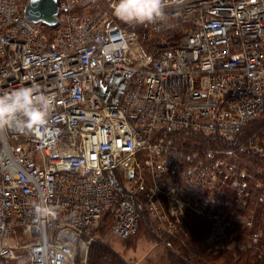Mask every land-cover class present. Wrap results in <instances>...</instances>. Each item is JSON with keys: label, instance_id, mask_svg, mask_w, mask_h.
<instances>
[{"label": "built area", "instance_id": "built-area-1", "mask_svg": "<svg viewBox=\"0 0 264 264\" xmlns=\"http://www.w3.org/2000/svg\"><path fill=\"white\" fill-rule=\"evenodd\" d=\"M26 1L0 0V95L35 88L55 104L42 125L0 128V264H14L24 235L27 264L85 262L105 214L110 234L128 239L141 207L160 237L210 214L214 251L256 246L262 171L250 174L233 148L196 156L168 132L233 143L264 118V0L169 4L143 24L179 37L154 56L118 23L114 0H58L51 37L22 15ZM251 137L264 160V123Z\"/></svg>", "mask_w": 264, "mask_h": 264}, {"label": "trees", "instance_id": "trees-1", "mask_svg": "<svg viewBox=\"0 0 264 264\" xmlns=\"http://www.w3.org/2000/svg\"><path fill=\"white\" fill-rule=\"evenodd\" d=\"M45 27L48 32H50L49 30L52 31L54 29L53 27L56 26L48 27V25H45ZM178 39L179 37L175 33L169 32V30H167L162 36H160V39L157 40H152L147 36H143V51L144 53L154 56L163 48H166L169 44ZM263 123L264 118L251 121L246 127H244L241 135L244 133V130L251 129V131H254ZM168 135L173 137L177 143L183 144L189 148L224 146L235 149L249 160L253 159L254 154H252L248 149L241 150V147L235 143L236 141L233 143H226L218 138L191 131H173L168 132ZM242 138L238 139L239 142ZM261 207H264V205L258 202L256 205V216L261 227L260 242L256 244V246L248 248L244 251L237 250L235 252L227 249H220L216 254H210L207 253L205 249L203 251L199 243L203 239L204 234L207 229H209L211 223L208 224V219L203 216H194V214H190L191 216L187 215L182 228L178 232L173 235L165 236L166 246H168L166 253L169 259V264H264V208L262 209ZM140 213V228L135 235L140 234V231L142 230L141 232H143L144 230V232L150 234V238L159 239L160 236L155 233L152 228V221L150 217L142 207L140 209ZM104 216L110 217L109 214H105ZM111 220H109V224L110 222L112 223ZM117 253L118 252L109 247L108 244L103 243L102 239H100L91 245L87 257V264H125L124 260L121 259ZM190 253L199 254L197 257L193 258Z\"/></svg>", "mask_w": 264, "mask_h": 264}, {"label": "rangeland", "instance_id": "rangeland-1", "mask_svg": "<svg viewBox=\"0 0 264 264\" xmlns=\"http://www.w3.org/2000/svg\"><path fill=\"white\" fill-rule=\"evenodd\" d=\"M86 9L94 10V9H97V6L91 3L90 5L86 6ZM117 21L121 26H125L129 28L137 34L138 44L140 48H144L142 44L143 36H147L148 38L152 40L160 39V36H162L159 33L151 32L149 27L147 26L135 25V24L130 25V24H126L122 22L121 20H117ZM49 31L50 32H48V36L51 37L54 33L51 30ZM144 54H147V53H144ZM150 55L151 54H148V56ZM259 126L255 130H257ZM254 131H251V129L244 130V133L239 137V138H242V137L244 138L240 139V142L239 140H236L235 143H237L238 146L241 147V150L247 149L248 145L250 144L251 138H252L251 135L253 134ZM209 147L210 146H208L207 148ZM197 148H198V152L196 156H200L202 152L204 151L203 149L206 147H197ZM239 156H241L240 157L241 161L239 162L241 166H245L250 171V174L253 175L254 173L255 177L260 176V171H262V178L264 180V175H263L264 174L263 173L264 172V160L263 159L258 158V156L256 155H253L252 160L247 159L243 154H240ZM240 169H244V168L240 167ZM260 191H261L260 186H257L254 184L252 188V192H254V194H257L259 192V195H260ZM261 208L263 209L264 207H261ZM192 214L194 213H191V215ZM195 215H198V214H195ZM200 216L201 217L203 216L206 219H208V222H209L208 224L211 223L209 229H207V231L204 234L203 239L199 243L203 251L205 249L207 253L216 254L220 249H226L224 247H220V248H216V250L214 251L213 250L214 247H209V245L212 246V244H214L212 241H209L208 239L209 234H211L213 227H214V218L211 217L212 215L210 214L209 215L204 214ZM109 220H111L110 217L104 216L101 223L97 227L95 231V234L97 236V241L102 239L103 243L108 244L109 247L113 248L116 252H118L117 254L120 256L121 259L124 260L125 264H169V259L166 253L167 247H168L166 246V237H165L166 235L160 237L159 239H153L152 237L151 238L149 237L150 234H148L147 232H144V230L143 232H141L142 231L141 230L140 234L134 235L133 237H130L128 239H120L110 234L109 225L111 224V222L109 224ZM226 226H227V223H222L221 227L219 228H221V230L224 229V232H226L225 230ZM170 235H173V234H170ZM27 240L28 239L25 235L21 237H17V239L15 238L14 242L17 244L18 259L15 260L14 264H27L26 260L28 258V252L26 248L23 246ZM225 245L228 248L227 250H231L233 252L237 251V248L230 249L227 246V243H225ZM198 254L199 253L197 254L190 253V255L193 256V258L197 257ZM72 262L73 263L71 264H87V260L83 262L82 260H80V258L77 257V255L73 256Z\"/></svg>", "mask_w": 264, "mask_h": 264}, {"label": "clouds", "instance_id": "clouds-1", "mask_svg": "<svg viewBox=\"0 0 264 264\" xmlns=\"http://www.w3.org/2000/svg\"><path fill=\"white\" fill-rule=\"evenodd\" d=\"M179 0H114L115 17L126 24L155 23L165 17V8ZM118 50L112 46L109 54ZM55 104V98L40 93L38 89L20 88L0 95V128L13 122L17 126L42 125Z\"/></svg>", "mask_w": 264, "mask_h": 264}, {"label": "water", "instance_id": "water-1", "mask_svg": "<svg viewBox=\"0 0 264 264\" xmlns=\"http://www.w3.org/2000/svg\"><path fill=\"white\" fill-rule=\"evenodd\" d=\"M58 0H27L23 14L32 22H41L49 26L57 25Z\"/></svg>", "mask_w": 264, "mask_h": 264}]
</instances>
